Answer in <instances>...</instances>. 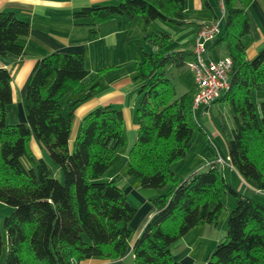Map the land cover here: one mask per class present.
Returning <instances> with one entry per match:
<instances>
[{"label":"trees","instance_id":"trees-1","mask_svg":"<svg viewBox=\"0 0 264 264\" xmlns=\"http://www.w3.org/2000/svg\"><path fill=\"white\" fill-rule=\"evenodd\" d=\"M185 1L97 3L76 10L73 17L95 38L99 25L115 17L141 15L147 26L155 20L184 23L193 16ZM251 2L221 0L224 24L213 45L222 46L233 65L229 88L211 106L225 102L233 116L228 156L222 158L264 194V100L253 101L255 91H264V47L247 58ZM219 18L216 14L214 20L198 23L197 31ZM30 32L31 24L15 11L1 10L0 56H24L21 38ZM142 42L153 51L134 63L140 100L127 175L141 187L162 193L151 199L155 213L134 243L136 263L182 264L171 246L196 226H217L228 208L226 234L205 264H264V202L234 189L224 173L225 164L218 160L183 181L173 169L188 155L197 134L206 133L193 108L196 84L177 95L166 73L168 65L188 68L193 51L176 46L164 30L148 31ZM105 71L93 73L81 51L50 53L28 82L26 121L11 124L7 119L13 101L11 73L0 67V201L13 207L4 220L9 245L5 264H82L89 256L116 260L127 254L137 208L116 180L105 178L127 145L123 111L110 104L97 107L84 117L70 145L75 107L96 94ZM69 94L76 97L65 108L63 98ZM33 136L62 176L56 177L44 159L35 157L30 146ZM227 193L235 197L232 208L223 201ZM3 247L0 228V261Z\"/></svg>","mask_w":264,"mask_h":264},{"label":"crops","instance_id":"crops-1","mask_svg":"<svg viewBox=\"0 0 264 264\" xmlns=\"http://www.w3.org/2000/svg\"><path fill=\"white\" fill-rule=\"evenodd\" d=\"M115 2L116 0H0V11L13 10L20 18L31 24L30 34L21 38L25 55L17 58L0 56V67L7 68L11 73L13 101L8 106L7 115L8 122L11 124L26 121L25 99L28 82L40 61L50 53L81 51L85 54L87 67L93 73L106 68L105 79L101 82L96 94L75 107L70 145L78 135L84 117L97 107L110 104L121 109L124 114L127 145L121 151L123 154L120 155L124 156L127 164L128 154L136 141L138 132L137 108L140 98L133 77L135 60L141 58L143 37L148 31L164 30L173 36L176 46L187 47L188 50L193 51L197 24L214 20L217 13L212 6V0H186L185 8L193 16L184 23L155 20L147 26L137 18L115 17L99 25L100 34L95 38L91 36L87 25L79 24L81 21L73 17V13L82 7ZM206 8L210 9V13L207 12L204 17L196 15L197 11L206 12ZM247 11L251 31L245 38V43L247 58L252 59L264 47V0H252ZM209 44L206 59L228 56L222 46H214L213 42ZM75 97L69 94L63 98L65 108ZM218 104L220 102H216L210 109ZM197 112L205 114L203 109L197 110L196 114ZM30 146L35 157L44 159L51 166L45 159L46 151L34 136ZM216 154L220 156L219 152ZM214 161L216 159L207 162ZM116 168L113 164L105 178L116 180L128 200L137 208V214L131 222L133 235L128 243V252L123 258L116 260L89 256L83 260L82 264H137L133 253L134 243L155 213L156 209L151 199L162 193V190L143 188L137 180L127 175L125 168L118 171ZM225 169L234 171L240 177L229 164L224 165V173ZM247 186L251 192L254 193L253 190H255L264 196L256 186L255 188ZM206 227V225L196 226L171 246L174 257L182 264H205L206 259L213 252L215 245L206 253L204 252V255L198 256L202 248L198 246L194 238H200L202 235L195 233V237H190L191 233L198 231L197 229L205 231Z\"/></svg>","mask_w":264,"mask_h":264},{"label":"rangeland","instance_id":"rangeland-1","mask_svg":"<svg viewBox=\"0 0 264 264\" xmlns=\"http://www.w3.org/2000/svg\"><path fill=\"white\" fill-rule=\"evenodd\" d=\"M119 2L120 0H116L115 3L111 4H117ZM219 2L220 0H212V6L217 15L221 17L222 12L219 7ZM206 10V12L197 11L196 15L204 17L207 12L210 13L209 8H206ZM135 18L141 20L142 23L145 24V21L141 15H137ZM223 24L224 23H222V27ZM209 46V42L206 43V53H209ZM143 48V51H140L141 58L144 57L145 52L150 53L151 51H153V48L146 43L143 44ZM166 73L175 84L177 95H181L194 87V72L189 70L188 68L179 69L176 66L168 65L166 67ZM262 100H264V91H255V93L253 94V101L256 104H259ZM232 118L233 116L231 109L228 105H226L225 102H221L220 104L215 105L209 111H205V114L197 112L196 119L203 126L206 133H198L192 147L189 150L188 155L185 158L177 161L173 165V169L176 174L181 177V181L186 179L194 171H205L209 169L211 163H208L207 161L226 157V155L228 154L229 134L231 133L233 127ZM19 122L20 121L16 123ZM216 152H219L220 156H218ZM44 153L45 159L51 164L50 167L54 170L55 176H62L61 169L53 164L47 152ZM120 154H123V152H121ZM120 154L115 159L114 166L117 167V171L123 168L127 170L126 160L124 159V156ZM225 175L234 189L241 191L242 193L256 200L264 202V196L258 194L255 190H253L255 193L254 194L247 186L250 185L255 188V185L251 180L243 178L240 179V177L234 171H229V169H225ZM223 201L229 208H232L236 205L235 197L231 193L225 194L223 197ZM12 211V206L0 201V228L4 238L3 254L0 264H5V258L9 248L8 237L6 235L4 227V220L6 216L12 213ZM228 215L229 210L228 208H225L221 213L217 226L206 225L207 229L205 231H203V229H197V232L194 231V233H191L190 237H195L196 234L202 235L200 238H194L195 240H197L198 246L202 248L200 249V252H198V256L204 255V252L206 253V251L212 248L214 245L216 246L217 243L225 236Z\"/></svg>","mask_w":264,"mask_h":264},{"label":"built area","instance_id":"built-area-1","mask_svg":"<svg viewBox=\"0 0 264 264\" xmlns=\"http://www.w3.org/2000/svg\"><path fill=\"white\" fill-rule=\"evenodd\" d=\"M221 17L213 22L204 23L196 32L193 47V59L188 68L194 72L196 92L193 108L196 112L201 106L210 107L230 85V72L233 61L230 56L219 59H206V43L213 42L221 32V20L225 16L221 3ZM219 162L228 164V159L219 158Z\"/></svg>","mask_w":264,"mask_h":264}]
</instances>
